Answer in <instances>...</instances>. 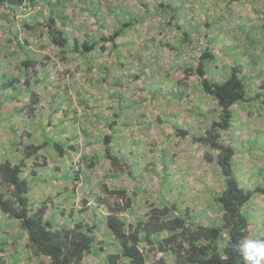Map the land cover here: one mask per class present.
<instances>
[{
    "label": "rangeland",
    "instance_id": "obj_1",
    "mask_svg": "<svg viewBox=\"0 0 264 264\" xmlns=\"http://www.w3.org/2000/svg\"><path fill=\"white\" fill-rule=\"evenodd\" d=\"M51 15L72 42L92 43L125 22L134 24L118 38L117 49L94 50L86 59L52 45L43 26ZM263 25L262 0H27L17 9L0 7V162L18 163L26 147L45 136L75 148L64 157L51 147L40 151L38 159L27 161L24 177L31 203L45 201L57 224L97 225L83 264H107L118 251L104 225L106 206L96 201L116 202L104 186L134 197L132 212L124 214L129 221L146 219L151 207L176 204L177 213L196 221L222 223L214 200L225 188L217 153L193 141L220 111L200 78L187 71L204 51L215 57L209 78L224 80L238 63L247 77L254 100L234 107L233 126L222 140L236 151L243 187L264 186V52L263 45L249 43ZM29 56L35 65L27 69L22 64ZM12 79L18 80L17 91L2 87ZM113 122L118 124L112 130ZM111 134L112 152L126 157L133 170L105 157L103 138ZM245 211L248 239L264 240V195H255ZM0 239L5 264L48 263L31 255L17 222L1 212ZM153 249L142 245L147 264H175L171 254Z\"/></svg>",
    "mask_w": 264,
    "mask_h": 264
},
{
    "label": "trees",
    "instance_id": "obj_2",
    "mask_svg": "<svg viewBox=\"0 0 264 264\" xmlns=\"http://www.w3.org/2000/svg\"><path fill=\"white\" fill-rule=\"evenodd\" d=\"M262 1L264 5V0ZM26 2L27 0H0V7L17 9L23 7ZM172 21L173 19L169 20L168 24H172ZM133 24L132 21L125 22L113 34L102 36L92 43L88 40L80 42L77 39L72 42L68 34L56 25L53 15L43 26L48 28V37L52 45L63 53L70 50L77 56H85L87 59L94 50H104L108 46L117 49L118 38ZM256 29L261 38L250 39L249 43L263 45L264 52V25ZM248 38L251 37H247L246 40ZM262 57L264 59V54ZM214 58L211 51H204L198 58L197 66L187 71L200 78L203 92L215 99L220 110L205 134L194 136L193 141L217 153L216 164L223 177L225 188L221 193L216 194L214 200L221 210L222 223L206 224L196 221L177 213L176 204L151 207L146 219L135 218L129 221L124 214L132 212L134 197L125 189L112 190L104 186L107 196L116 198L114 204L101 197L96 199L99 204L106 206L108 214L104 225L113 237L118 250L108 255L107 264H120L121 260L126 261L127 264H147L142 245L150 246L163 254H171L175 264H244L235 246L251 235L250 216L245 209L255 195H264V186H256L253 190L243 187L235 172L236 151L233 146L222 140V133L229 131L233 126L234 107L248 104L254 99L249 95L247 77L242 74L239 63L231 67L222 81L207 76L209 63ZM32 60L29 56L22 65L27 69L33 67L35 62ZM17 82V79H12L2 84V87L4 89L12 87L17 91ZM25 85L27 88L31 87L29 79L26 80ZM35 96V93L31 92L32 105L38 102ZM260 97L261 94H257V98ZM261 105L262 102L259 103V106ZM31 109L35 110L34 106H31ZM117 124V122L111 123L110 128L113 130V126ZM179 133L183 136L188 134L187 131ZM114 141L113 134L103 138L105 157L114 166L127 164L126 157L117 156L112 152ZM49 147L53 148L59 157L68 155V149H75L45 136L43 143L27 146L25 154L21 155L18 163L11 159L0 162V212L17 222L18 228L27 237L26 246L31 250L32 256L48 258L47 264H83L86 255L91 253L95 244L97 225L94 223L90 226L82 221H74L72 226L64 223L59 225L54 217L48 216V206L45 201L37 207L31 203L30 182L24 177V169L27 168L29 159H38V153ZM206 159L209 162L214 161L210 155H206ZM127 166L132 169L129 164ZM33 173L36 174V171ZM2 240L0 239V264H5V247Z\"/></svg>",
    "mask_w": 264,
    "mask_h": 264
},
{
    "label": "clouds",
    "instance_id": "obj_3",
    "mask_svg": "<svg viewBox=\"0 0 264 264\" xmlns=\"http://www.w3.org/2000/svg\"><path fill=\"white\" fill-rule=\"evenodd\" d=\"M235 247L244 264H264V240L245 239Z\"/></svg>",
    "mask_w": 264,
    "mask_h": 264
}]
</instances>
